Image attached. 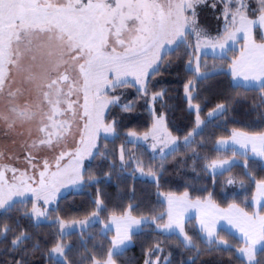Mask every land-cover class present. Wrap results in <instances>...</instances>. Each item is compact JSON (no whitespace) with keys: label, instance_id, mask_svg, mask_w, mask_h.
<instances>
[{"label":"snow or ice","instance_id":"snow-or-ice-1","mask_svg":"<svg viewBox=\"0 0 264 264\" xmlns=\"http://www.w3.org/2000/svg\"><path fill=\"white\" fill-rule=\"evenodd\" d=\"M205 2L206 0H0V103L5 104V107L0 108V124L11 133L17 126L35 123L37 132L42 134L31 139L30 143L24 141L22 146L27 153L25 162L36 167L32 163L35 159L32 150L42 147L55 150L61 146V141L72 134L73 127L79 129V121H84L83 130L79 131L83 147L71 154L72 166L61 170L59 160L64 156L61 152L59 157H54L57 171L48 173L49 165L45 160V171L39 172V180L36 181L39 188L29 186L28 180L33 178L27 176L26 170L17 177L15 173L18 169L0 164V209L13 207V198L23 196L25 192L36 193L37 199H40L39 192L54 186L56 177L66 176L71 182L83 178L82 160L85 155H91V149L96 147L97 133L101 129L105 133L115 132L111 125L103 123V109L108 104H116L119 98L108 99L106 91L125 84L127 81L122 77L129 74L137 76L143 82L149 70L153 73L159 71V67L154 65L160 59V48L165 42L172 44L177 39L186 40V31L189 34L196 33V5ZM220 2L223 4L222 14L226 23L225 35L219 47L225 49L228 41L237 39L238 33L243 34L245 41L240 57L232 61L231 74L249 82L248 89L264 90V0H254V8L249 7L248 0ZM212 6L215 7V4ZM188 10H191V20L185 15ZM229 21L233 30H229ZM257 32L260 42L256 40ZM196 34L199 37V33ZM194 71L199 73L198 65ZM17 76L20 77L19 81L16 80ZM21 99L23 103H19ZM261 101L260 106L264 107V95ZM256 107L254 105L253 109ZM225 110L226 105L219 104L213 109V113ZM162 119L157 120L153 134ZM201 123L203 122L197 117V124ZM31 135L29 130L30 138ZM130 135L135 137L136 133ZM148 135L146 133L144 138L147 139ZM184 140L188 143L189 137L186 136ZM231 140L245 148L251 145L253 153L264 157V133L248 135L233 130ZM170 142L174 143L175 138L170 137ZM220 143L227 142L221 140ZM172 150L174 149L170 151ZM124 151V146L121 145V162L124 161ZM6 155V151L0 149V160ZM8 158L17 159L15 156ZM229 163L227 160L213 161L209 167ZM5 170L13 173L11 183L5 179ZM46 175H50L52 185L46 183ZM26 176L27 180L24 179ZM228 182L233 183L231 180ZM257 193L264 197V181L257 185ZM50 197L54 198V192L44 196V203ZM173 201L174 198L169 197L168 223L163 228H178L183 232L179 213L174 218L171 211ZM182 202L183 198H176L177 204ZM195 206L222 212L243 233L245 247L239 248L238 252L247 257L246 264H264V215L259 212L249 215L235 204L229 205L226 211L216 209L210 199L203 205L197 200ZM32 213L37 217L45 215L35 205ZM25 215L30 216L31 213ZM112 219L122 224L123 230L118 227L107 258L93 259V264H116L114 255L122 254L126 241L131 240L129 229L132 225L141 223L130 214L120 218L113 216ZM201 226L207 233L209 245L224 247L225 251L234 247L227 240L217 239L212 227L203 219ZM70 227L71 225L61 222L60 235H67L64 229ZM9 231L11 228L5 226L2 234ZM29 239L30 235L21 232L11 241L13 251L21 252L20 259L13 264H30L26 258L28 251L24 247V242ZM184 242L196 247L192 238L187 235ZM38 247L39 245H34L32 250L35 251ZM66 248L70 250L69 245L57 241L50 249V255L60 254L64 259L59 264H66ZM155 250H160L158 245ZM257 253L261 259L256 258ZM145 264L149 262L146 261Z\"/></svg>","mask_w":264,"mask_h":264},{"label":"trees","instance_id":"trees-1","mask_svg":"<svg viewBox=\"0 0 264 264\" xmlns=\"http://www.w3.org/2000/svg\"><path fill=\"white\" fill-rule=\"evenodd\" d=\"M211 1L206 0L205 3L196 5V25L198 23L201 24L202 29H205L204 25L211 28L212 25L215 26L218 23V10H215ZM253 2L254 0H248L250 8H254ZM219 3L221 5L220 1ZM256 39L260 41L258 32ZM242 47L243 44L241 42L239 49H231L227 56H201V69H206L209 72L212 69L219 68L217 73L206 76V79L214 81L210 90L214 98H211V100L215 99L217 103L228 102L230 104L228 111L226 110L225 113L216 117L200 114L202 108L200 109L197 105L198 110L193 108L195 92L192 93L193 90L191 92L185 90V85L189 79H184L188 73L194 72L197 74L194 71L195 64L193 66L190 60L176 66L169 63L170 68L166 69L165 74H162L159 79L156 77L153 82L150 77L148 84L145 79H143V82L140 81V85L143 88L138 86V90H136L138 93L139 90L143 89L149 92V85L151 89H154L155 84L165 86V99L168 104L167 111L161 103L163 102L161 101L162 99L160 100L161 102L154 104L157 107V111L156 108L154 111L153 102L148 104L146 103L147 101L143 104H137L140 106L136 107V109H134L135 106L130 107L133 109L123 112L120 116L121 130L118 133L122 138H131L129 136L130 131H135L137 135L139 133L142 135L143 127H146V125L151 126V118L153 116L155 118L157 112L165 114V120L168 122V129L165 131L166 134L170 135L167 136L168 139L163 137L168 142V148L164 144L163 149H174L172 150L174 153H181L182 151V155L177 156L178 158L174 162L163 167L158 173L157 178L160 179L158 184L161 186L156 185L152 192L144 193L141 196L136 192V189L131 194L129 192L128 197H131V201L128 204L129 207L126 203H107L106 210L103 212L105 213L104 218L107 215L121 214L129 210L133 215L157 217L159 221L161 217H164V212L167 209V204L164 200V196L168 193L167 191L183 195L187 193V196L192 199H210L220 205H226L224 201L226 202V199L229 200L231 197L253 195L256 185L264 178V165L262 162L251 156L230 151L219 153L218 156L214 157L208 151L209 146L215 150L213 147L214 139L225 135L229 136L233 130L242 129L253 131L254 133L264 132V107L260 106L263 90L248 89V87L235 84L229 71L233 59L238 56ZM179 73H185L184 78H182L183 74L179 76ZM180 79H183V81L178 83ZM135 85H138V83H135ZM250 90L258 91L259 98L257 103L259 109L257 107L255 110L253 109L256 102L255 104L250 103L252 107L250 109L242 108L243 102H250L249 98H242L244 91ZM136 91L132 95V99L138 96ZM145 95L147 97V92ZM147 100L153 101L156 100V97H148ZM197 117L203 123L198 125ZM166 134L163 133L162 135L165 136ZM186 136L189 137L188 143H185L184 140ZM170 137L175 138L174 143L170 142ZM183 143L185 145L194 143V149L187 150V155L183 154L184 151L181 148ZM233 154L237 162L231 167L218 172L212 171L213 167H209L218 157H230ZM196 159L203 161L200 165L201 168L199 167L201 174L195 167ZM91 164L95 165L93 167L99 166L96 163V159ZM104 177L103 174L93 175L92 183H90L91 179H84L85 185L76 194L79 197H83V205L74 208L73 214L76 215L74 219H77V222H74L70 228L64 230L68 233L67 235H60V223H66V219H62L60 216H56V219H53L49 214L47 219H40L33 213L28 218L25 215L22 216L23 214L21 213V216H19L18 212L14 211L13 215H8L7 218H4L5 215L1 212L0 245L5 240L2 230L5 226H9L16 231V236L21 232L31 236V239L24 242L25 249L30 251V255L26 257L30 264H53V262L59 264V261L63 260L64 257H60V254L50 255V249L55 246L57 241L70 246V250L67 248L65 250L66 264H92L93 259H106L107 253L111 249L112 240L110 236L113 235V231L104 234L98 227V223L93 221L95 219L89 218L97 206V202L94 201L100 197L98 196V190H100L99 185L101 186L104 182ZM229 180L233 181V183H229ZM138 183V181L135 182L136 188ZM89 191H91L90 194H87ZM244 200L242 206L253 212L254 207L251 197ZM85 205L86 208L84 207ZM260 211L264 213V206ZM66 221H70V219ZM81 221L84 223L81 224ZM185 226L187 235L192 238L196 245L195 248L186 245L180 234L176 232L166 233L157 230L154 224L146 223L140 230L132 233L131 244L124 249L123 253L114 255L113 258L116 260V264H145L146 261H150L151 256L161 257L162 264H246V259L238 253V249L245 245L244 240L229 229L221 227L218 231L217 239L227 240L229 244L234 246L231 250L225 251L224 247L218 248L215 244L209 245L207 243V238L198 227L196 217L189 218ZM51 227L53 228L52 230L50 229ZM34 245H39L35 251L32 250ZM157 245L159 246V251L155 250ZM3 246L4 248L0 247V264H13L14 261L20 259V251H13L12 246ZM257 259H261L259 253H257Z\"/></svg>","mask_w":264,"mask_h":264},{"label":"rangeland","instance_id":"rangeland-1","mask_svg":"<svg viewBox=\"0 0 264 264\" xmlns=\"http://www.w3.org/2000/svg\"><path fill=\"white\" fill-rule=\"evenodd\" d=\"M219 1L220 0L211 1L212 5L215 4V10H218L217 11L219 14L218 23H216L215 26L212 25L211 28L210 27L208 28L206 25H204L205 29H202L201 28L202 25L199 23L195 25L196 33H199V37L197 36L196 33L189 34L186 31L185 32L186 40H183L181 42L180 39H177V41L172 44H168L167 42H165L164 45L160 48L159 53H158L160 59L156 62V65H154V66L159 67V71L153 73L152 70H149L146 76L147 78L145 77L143 78L147 81V84H148L149 77H150V80H152L153 82V80L156 77L159 79V77L162 76V74H165L166 69L170 68L169 63L170 65L176 66L184 61L189 62L190 60V62L193 63V66L195 64L194 69L197 67V65L199 66V73L197 74H195L194 72H191L190 74L188 73L185 76V78H184L185 73L184 74L179 73V76L183 74L182 78H184L185 80L189 79L188 83L185 86H187V92H191L192 90H193L192 93L195 92L194 93L195 97L193 99V104H194L193 108L197 110H198V107L200 109L202 108L200 110V114L202 113L204 115H207V114L209 115V113H213V109H216L217 105L219 104H225L227 111H228V106H230L228 102H225V103L218 102L217 103L215 99H213V101L211 100V98H214L211 95L212 92H210L214 81H210L206 79L207 78L206 76L208 74L217 73V71H219V68L212 69V71L210 70L209 72L206 69L200 68L202 55H209L208 53L214 52V51L211 52L212 49H215V51H217L218 53H220V51L223 50L219 47V44L222 42V37L225 35V23L226 22H225V17L222 14L223 4L221 3L220 5ZM253 3H254L253 6L255 7L256 4L255 2ZM185 15L189 17V20L192 19L191 10L186 11ZM228 26H229V30H233L230 21H229ZM179 42L181 43L179 46H177ZM241 42L239 43V45H235V47L231 49H239V47L241 46ZM228 48L229 47H227V50L222 55H210V56H227L229 51L231 50L230 48L229 49ZM172 49L174 50L172 51ZM117 50L119 51L120 49L117 48ZM234 59H236V57ZM229 71H230V67H229ZM111 78L112 77L110 75L109 79ZM19 79L20 77L17 76L16 80L19 81ZM122 79L126 80L127 82L123 84L122 86L117 87L114 90H108L105 93L108 99H112L113 97L119 98L116 104H108L103 109V123L106 126L111 125L115 129V132L105 133L101 129L97 133V136L95 139L96 147L91 149V153H92L91 155H85L82 160L81 172H82L83 178L80 180H77L76 182H71V180L66 176L56 177L54 186H50L46 188L45 190L39 192L40 199H37L36 193L30 192V191L25 192L23 196L14 197L13 199L15 201V204L13 207H11L10 209L8 208L0 209V213L3 212V215H5L4 218H7L8 215L9 216L13 215L14 211H17L19 216H21V214H23L22 216H24L25 213H31L32 215L33 214L32 208H33V205H35L41 212L45 213V215L39 217L40 219H47L48 215L50 214V217L53 219H56V216H60L62 217V219H66V220L70 219V221L65 220L66 223L68 222L67 224L66 223L65 224L72 225L74 222H77V219H74L76 217V215L73 214L74 208H78L83 205V199H82L83 197L82 196L79 197L76 194L79 192L82 186L85 185L84 179L85 178L91 179L90 183H92L93 175L103 174V176H105L104 177L105 179L102 185L101 186L99 185L100 190H98V196L100 197L95 199L94 201V202H97V206L95 210L93 211L96 215L94 216L93 215L94 213H92L89 218L95 219L93 221L98 223L99 225L98 227L101 229V231L104 234L108 233L109 231H113V235L110 236L111 240H113L116 237L118 227L121 229V231L123 230V225L118 224V221L113 220L112 217L116 216L117 218H120L128 214H130L134 219L141 221V223L138 225H132L131 228L129 229V232L133 230L138 231L143 227L144 224L151 223L156 226L157 230H160L166 233L176 232L180 234L184 239L185 235H187L186 226H185L186 223H183V232H180L178 228H174L171 230H165L163 228V225L168 223L167 214L170 210L169 197H172V198L185 197V195L183 194L167 191L168 193H166V195L164 196V200L166 201V204H167V209H166V212H164L165 214L164 217L159 221L157 217L151 218L149 216L133 215L129 212V210L123 212L124 214L123 213L111 214L109 216L107 215V217L104 218L105 213L103 212L106 210L107 203H110V202H112L113 204L126 203L127 206L129 207L128 204H129V201H131V197L130 196L128 197L129 192L131 194L136 189V192H138L139 195L141 196L144 193L152 192V189L154 190L156 188V185L161 186L160 184H158L160 180L159 178H157L158 173L162 170L163 167L174 162L178 158L177 156L182 155V151L181 153H177V152L174 153L173 151L163 149L164 144L166 143L168 144L166 139H168L167 136H169V134H166V131H165L168 129L167 128L168 122L165 120L166 119L165 114H161L159 112L156 113L155 118L151 114L153 116V118H151L152 120L151 126L146 125V127H143L144 131L141 132L142 135H140L139 133V135L136 134L135 137L129 135L131 136V138L121 137V135L118 133L121 130L120 123H119L120 116L123 114V112L130 111L131 109H133L130 107L135 106L134 109H136V107L140 106L137 104H143L145 101H147L146 103L148 104L150 102H153L152 104L154 107V111H155V108L157 111V107L154 106V104L159 103L161 101H163L161 103L163 104L164 109H166V111L168 107V104L165 99V94H166V90L164 89L165 86L163 87L161 85L159 86L155 84L153 87L154 89H151L149 85L148 87L149 92L147 90L144 91L143 89V90H139V93H138L136 90H138V86H141L140 85L141 80L137 76L129 74L126 77H122ZM182 81L183 79H180L178 83H181ZM135 83L136 84L138 83V85H135ZM141 87L143 88V86ZM179 88H180V84H179ZM135 91L136 93H138V96L132 99V95L135 93ZM146 92H147V97L145 95ZM161 93L162 95H160ZM263 95H264V90H263ZM148 97H156V100L148 101L147 100ZM242 98L250 99V102H243V103L241 102L242 108L244 107V108L250 109L252 108L250 103L255 104L256 102V106L259 109V106L257 103L258 98H259L258 91L256 92L254 90H250L247 92L244 91V96ZM80 102L81 104L83 103L82 98ZM19 103H23V100L21 99ZM124 105H127L128 107L125 108ZM3 107H5V104L0 103V108H3ZM226 110L223 112H215L212 115H209V117H216L218 115H221L225 113ZM161 118H163L162 123L157 127V130L153 134V127L154 125H156L157 120H160ZM61 119H63V117H61ZM83 124H84V121L80 120L79 129H77L74 126L72 129V134L69 135L63 141H61V146L57 147L55 150H52L46 147H42L37 150H32L33 155L35 156V159H33L32 163L36 165V167H31L25 162L24 158L27 153L25 151V148L22 145L24 141H28L30 143L31 139H35L42 135L41 133L37 132V124L25 123L23 124V126H17L15 131L11 133H8L5 129V126L3 124H0V149L5 150L7 153L5 158L3 160H0V164L10 165L12 168L18 169L19 171L15 173L17 177L20 175V172H23L26 170L27 176H30L33 178L32 180H28L29 186L32 188H39V185L38 183H36V181L39 180V172L45 171L43 167V163L45 160L48 162V165H49L47 169L48 173L57 171L56 162L54 160V157H59L61 152L64 153L63 158L59 160L61 170H63L65 167L72 166L71 161L73 159V156L71 154L75 153L78 148L83 147V145L80 143V135H79V131L83 130ZM230 124H231V119H230ZM29 130H31V133H32L31 138L28 136ZM238 130L245 131L242 129H238ZM133 132L135 133V131H130L129 133H133ZM245 132L254 133L253 131H245ZM146 133H149L147 139L144 138L145 137L144 135ZM163 133H165L166 135L163 136L162 135ZM231 136H232V133L229 136L225 135V136H221L220 138L218 137L214 139L213 147L217 151L213 150V148L209 146L208 151L210 152V154H213L215 157V156H218V154L222 152H228V151L232 152L231 148H229L228 150L221 149L218 145L220 139L222 138L227 139V138H230ZM163 137L166 139H163ZM129 141H132V142L130 143ZM121 145H123L125 149L123 162H121L119 158L120 157L119 148ZM153 145H155V147H153ZM193 145L194 143H191V145H185L184 143L181 144L182 146L181 148L184 151L183 154L187 155L188 154L187 150L194 149ZM130 154L132 157L131 159H130ZM9 156H15L17 157V159H9L8 158ZM231 156H234V155H231ZM93 158L96 159V163L99 166L93 167L95 166L91 164L92 161L94 160ZM222 158H227V157L221 156V157H218V159H215V161H218L219 159H222ZM223 160H227V159H222L220 161H223ZM201 162L203 161H199L198 159H196L195 161V167L197 168V171H199V174H201L200 172ZM193 164H194V161H193ZM230 164H225L223 166L218 165L217 167H213L212 171L214 172L221 171V170H218L220 169V167H227V165L228 166L230 165L229 167H231L232 164H235V163L231 162ZM4 175H5V179L7 180V182L11 183L13 181V173L11 171L5 170ZM27 176L24 179L27 180ZM45 179H46L47 184L52 185L53 182H52L50 175H46ZM136 181L139 182L137 188L135 187ZM261 181H264V178ZM257 185L255 187V190L253 191V195L251 194L252 196L244 195L243 197V195H241V196L231 197L229 200L226 199V202L224 201L226 205H220L214 201H212V203L216 205L218 208H221L222 210L224 209L227 210L229 208V205H232V204H235L237 206H242L243 200L249 199L251 197V202L253 205V200H254L256 189H257ZM53 192H54V198L50 197L49 201L47 203H44V199H43L44 196L46 194H51ZM90 192L91 191H89L87 194H90ZM185 198H188L193 201L199 200V199H192L188 196H186ZM199 201L207 202L208 200H199ZM84 207L86 208V205ZM245 211L247 213L252 214L255 212V208L253 212L247 209H245ZM31 215L27 217L29 218L31 217ZM50 229L52 230L53 228L51 227ZM203 235L207 238L206 232ZM5 236L6 238L4 242H2V245H0L1 248H4L3 245H7L10 247L12 246L11 241L15 239L16 231H14V229H11V231L7 232L6 235L3 234V237ZM242 247H245V245L241 246L240 248ZM111 248H112V244H111ZM29 252L30 251H28V255H30ZM239 254L242 255L247 261V257L245 255L241 253ZM149 263L150 264H162L163 262L161 260V257L151 256ZM53 264L55 263L53 262Z\"/></svg>","mask_w":264,"mask_h":264},{"label":"crops","instance_id":"crops-1","mask_svg":"<svg viewBox=\"0 0 264 264\" xmlns=\"http://www.w3.org/2000/svg\"><path fill=\"white\" fill-rule=\"evenodd\" d=\"M242 36H243L242 33H238L237 34V39L235 41H228L227 42V45H226V48L223 49L222 51H220V53H218L217 51H215V49H212L211 52L212 51H214V52L208 53V54L209 55H222L227 50V47H229L231 49V48L235 47V45H239V43L241 41L243 42V47L241 49V51H242L244 49V46H245V41L242 38ZM257 42H260V41L257 40ZM241 51H240L239 55L236 57V59L240 57ZM230 72H231V67H230ZM232 78H233L234 83H236L238 85H242V86L247 87V85L249 83V82L245 81L243 77H235V76L232 75ZM255 83L258 84L259 82H255ZM238 131L244 132V133H246L248 135L260 134V133H249V132H245V131H241V130H238ZM221 140H224L227 143L226 144H221L220 143ZM218 145H219V147L221 149L228 150L229 148H231V151L233 153H238V154H241V155L251 156V157L259 160L260 162H262L263 165H264V157H261V156L255 154V153H253L252 150H251V145H249L247 148H245L242 145H240V144L232 141L231 140V137L230 138H227V139H224V138L220 139ZM231 158H233V159H231ZM222 159H227L230 163L231 162L232 163L233 162L234 163L237 162V159L235 158V155L234 156H231V157H227V158H222ZM222 159H219L218 161H220ZM229 166L227 165V167H229ZM227 167H220V169H218V170H222L224 168L226 169ZM177 198H183V202L180 203V204H177L176 203V198H174L173 205H172V208H171V211L173 213V217L174 218H175L176 214L179 213L180 219L182 220V222L183 223H186V221L189 218L195 216L197 218L198 226H199V228H200V230L202 231L203 234L205 233V230L201 226V220L202 219L205 220V222L212 227V229L214 230V232L216 234V238H218V231H219V229L221 227H225V228L229 229L230 231H232L233 233H235L236 235H238L240 238L243 239V233H241L239 231V229L236 228L235 224L230 223L229 220L225 218V216L223 215L222 212H218V211H213V210H210V209H206V208H204L202 206H195V202L196 201L190 200V199L185 198V197H177ZM200 202H202V201H200ZM204 203L205 202H202L201 205H203ZM253 206L255 208V212H259L260 215H264V213H262L260 211L261 208L264 206V197L258 196L257 189H256L255 196H254V200H253ZM238 207L240 209H243L244 212H246L245 209L242 206H238ZM216 209L222 210L221 208H218L217 206H216ZM224 211H226V210L224 209ZM209 212L211 214L210 215H206V213H209ZM248 214L249 215H252L253 213L252 214L248 213ZM135 231L136 230L130 231L129 232V235L131 236L132 233L135 232ZM130 244H131V240L130 241H126V247L129 246Z\"/></svg>","mask_w":264,"mask_h":264}]
</instances>
